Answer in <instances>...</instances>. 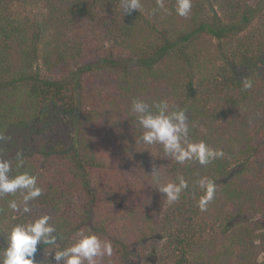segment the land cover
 Wrapping results in <instances>:
<instances>
[{
  "label": "trees",
  "instance_id": "1",
  "mask_svg": "<svg viewBox=\"0 0 264 264\" xmlns=\"http://www.w3.org/2000/svg\"><path fill=\"white\" fill-rule=\"evenodd\" d=\"M140 2L123 14L121 0H0V158L12 162L10 175L27 171L42 189L29 213L8 207L21 192L0 197V248L13 226L48 214L56 247L80 232L111 241L113 256L101 264H264V169L256 164L264 156V94L253 96L264 84V0H192L188 17L176 14V0H163V9ZM18 6L43 10L22 18ZM204 37L215 48L209 66L196 48ZM86 74H110L128 102L186 109L189 139L224 156L181 165L160 145L140 143L131 105L87 94ZM245 78L252 88L242 87ZM113 105L111 136L99 125L90 131L86 121ZM153 168L160 183L183 177L189 188L168 203L153 187ZM203 177L216 194L201 212ZM110 194L136 206L124 211ZM38 248L36 260L47 264L48 246Z\"/></svg>",
  "mask_w": 264,
  "mask_h": 264
},
{
  "label": "clouds",
  "instance_id": "2",
  "mask_svg": "<svg viewBox=\"0 0 264 264\" xmlns=\"http://www.w3.org/2000/svg\"><path fill=\"white\" fill-rule=\"evenodd\" d=\"M157 8L163 9V0H156ZM120 8L123 14H131L141 8L140 0H121ZM192 9V0H176L175 12L180 17H188ZM252 81L243 79L244 89L252 88ZM131 114L142 129L138 141L144 145L158 144L162 147L165 156H170L178 164L195 161L200 165H208L212 161L223 157L224 152L213 149L204 141L189 139V124L186 109L175 106L170 109L168 102L159 101L149 104L145 100L135 99L131 104ZM6 137L0 136V140ZM146 149V148H145ZM23 159L17 154L16 167L22 168ZM12 172V162L0 158V197L6 194L22 193V200L8 202L9 209L14 213L31 212L30 201L41 196L42 189L37 184V177L27 171ZM154 188L162 193L168 203L177 201L181 194L189 188L188 181L178 177L177 181L160 183L159 173L152 170ZM203 190L197 206L201 212L208 210V205L216 194L215 182L207 177L197 181ZM51 217L42 214L26 224L13 226L6 237L5 245L0 248V264H41L36 260L38 246H48L45 255L47 264H101L106 258L113 256L112 243L102 240L97 234L80 232L79 238L66 247H56L57 229L50 223Z\"/></svg>",
  "mask_w": 264,
  "mask_h": 264
},
{
  "label": "rangeland",
  "instance_id": "3",
  "mask_svg": "<svg viewBox=\"0 0 264 264\" xmlns=\"http://www.w3.org/2000/svg\"><path fill=\"white\" fill-rule=\"evenodd\" d=\"M257 1L258 0H251V2L253 4H256ZM42 10H43V8L39 7V6H33V7L27 6L26 8H25V6H18L16 12L18 13V16H21L22 18L26 15L28 17L34 18V17H38ZM255 23L257 24L256 18H254L252 21V24H255ZM169 24H171V23H169ZM249 27L250 26H246L244 28V30L247 31V29ZM196 48H203L204 49V54H206V56H208L207 66H209V63L215 59V48L213 47V45L211 47V45L208 43V39L204 37V39L202 38L198 42ZM10 57L14 61L18 60V57L13 52L11 53ZM165 64H166V61H164L163 64L160 65L159 68H163L165 66ZM38 68L40 69L41 72H45V66L43 64V61L38 62ZM89 76L95 77V75H88V74L85 75V81H87V86H86L87 94L93 95L94 93L99 92V93H101L100 98H103V100L106 103H109L110 98H111L110 99L111 102L114 103V98H115V100L119 101L121 104L126 103L127 107H129L132 104V102H128L129 100L124 99V97H117L118 94L115 93V91H114V80H112V76L110 74H107V77L99 76V77H95V78L94 77L90 78ZM262 94H264V84L263 83H261L259 88L255 89V91L253 93L254 100H257V99L259 100L263 96ZM115 106L117 107V106H119V104H116ZM100 113L101 112H99L98 115L96 114L94 116H91L90 117L91 119H89L88 122L86 121V123H87L88 129L92 132L96 131V129L98 128V125L101 126V128L102 127L105 128V132L107 134L104 133V136L107 138L108 135L111 136V134L114 132V122L112 124H108V121L112 119L111 114L114 113V105H113L112 111L110 113L107 112V113H104L101 115H100ZM244 113H247V112L244 111ZM235 114H237L239 116V119L241 122L242 118L244 117V114L240 111L238 113H235ZM230 122H231L232 126L235 125V123H236V121H230ZM218 131H222V129H220ZM224 136H225V133L220 132V137H218L216 140L221 141L224 139ZM263 157L264 156H262V158H260L259 162H256V164H258V171H260L261 169L262 170L264 169V158ZM133 165L134 164H132L131 166H133ZM114 197H116V200H118L117 201L118 202L117 207L122 208L124 211L125 210L132 211V209H134V207L136 206L133 203H127V204L125 203L126 204L125 205L123 201H120V199H119L120 196H114V194H110L109 198H110L112 203H114ZM164 240H165V238L159 240L158 242H165Z\"/></svg>",
  "mask_w": 264,
  "mask_h": 264
}]
</instances>
